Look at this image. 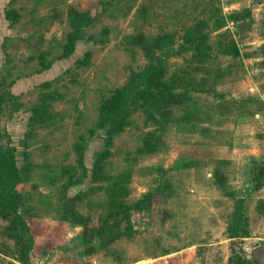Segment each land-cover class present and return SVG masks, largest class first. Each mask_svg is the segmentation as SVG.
I'll return each mask as SVG.
<instances>
[{
	"label": "rangeland",
	"instance_id": "1",
	"mask_svg": "<svg viewBox=\"0 0 264 264\" xmlns=\"http://www.w3.org/2000/svg\"><path fill=\"white\" fill-rule=\"evenodd\" d=\"M8 8L19 12L13 24ZM70 8L88 10L95 20L64 58ZM189 29L206 37L207 56L178 52ZM164 34L174 38L171 53L150 50L152 38ZM234 44L238 56L227 52ZM86 52L89 60L80 63ZM158 60L166 79L199 89L166 107L168 123L132 109L101 162L102 179L92 181L106 148L105 129L97 125L101 104ZM1 84L23 104L12 115L4 110L0 127L27 167L18 187L34 237L29 264H229L232 256L264 264V178L259 188L252 179L254 164L264 165V0H0ZM35 106L45 109L39 121L30 118ZM151 130L159 136L157 150L142 152ZM119 177L127 178L128 203L150 193L151 208L132 212L131 236L108 244L97 236L87 254L85 227L62 220L59 210L72 197L93 232ZM240 196L249 234L231 236ZM9 225L0 216V264H22Z\"/></svg>",
	"mask_w": 264,
	"mask_h": 264
},
{
	"label": "trees",
	"instance_id": "2",
	"mask_svg": "<svg viewBox=\"0 0 264 264\" xmlns=\"http://www.w3.org/2000/svg\"><path fill=\"white\" fill-rule=\"evenodd\" d=\"M13 1V0H12ZM6 18L10 23H14L19 19V12L15 8H8L5 12ZM68 18L71 30L67 34V40L64 43L62 57H69L76 49L78 40L84 38L85 29L92 24L95 17L88 10H78L70 8L68 10ZM183 46L180 51H194L199 57L209 54L210 46L207 44L205 36L201 34L194 35L192 30H188L184 37ZM174 44V38L169 34L157 35L152 38L148 48L152 51L159 49L163 54H170L171 46ZM226 52V51H225ZM228 53L238 56L239 48L234 44L232 50ZM89 60V52H86L80 63H86ZM161 60L155 64L151 62L141 71L133 74L131 78L121 87L115 89L112 94L106 98L99 109V121L97 125L105 129L106 132V148L99 154L98 159L93 164L91 179L99 181L102 179V160L109 155V146L113 136L122 131L129 122V115L132 109L141 107L151 118L155 119L159 124L168 123L173 120L171 111L166 108L174 105L183 98H190L191 91H197L199 87L196 83L190 85L183 80L177 78L166 79L161 72ZM51 66L48 62L44 68ZM177 89V90H176ZM23 104L18 94H15L9 87L0 85V114L6 110L10 115L22 108ZM43 106H35L32 109L34 121L44 115ZM93 132V131H92ZM157 130L148 131L143 139V145L140 150L142 152H153L156 149V143L159 136L156 135ZM0 138L5 139V143H0V216L10 221V225L6 228V234L9 238L14 239L18 247L16 259L22 264H29L30 255L34 246V237L31 226L21 210L26 202L23 192L18 185L26 180L27 167L20 166L18 163V148L11 140L10 136L2 131L0 127ZM83 161V160H82ZM127 174V173H126ZM128 175V174H127ZM264 165L256 163L252 168V179L259 188L263 184ZM127 178L119 177L108 187L109 204L107 215L101 218L100 226L93 228L90 232L86 219L83 215L78 214L72 206V197H66L59 210L60 218L66 221H75L83 224L84 241L87 244L85 252L90 254L96 250L93 243L95 237H99L104 244H108L122 236H131L135 229L132 220V212L147 211L151 208L153 196L150 193L144 194L141 198L133 203L127 202V196L130 193L129 188L125 185ZM246 198L238 197L235 209L233 211L232 220L229 224V232L231 236H237L240 232L244 235L249 234L247 228L248 217L245 214ZM11 256V254H8ZM246 259L243 257H231L229 264H244Z\"/></svg>",
	"mask_w": 264,
	"mask_h": 264
}]
</instances>
